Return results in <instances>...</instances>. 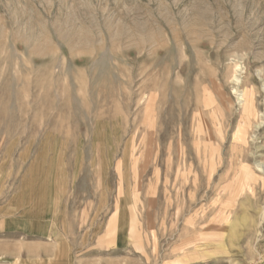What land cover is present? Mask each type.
I'll return each mask as SVG.
<instances>
[{
  "label": "rangeland",
  "instance_id": "374dc122",
  "mask_svg": "<svg viewBox=\"0 0 264 264\" xmlns=\"http://www.w3.org/2000/svg\"><path fill=\"white\" fill-rule=\"evenodd\" d=\"M0 264H264V0H0Z\"/></svg>",
  "mask_w": 264,
  "mask_h": 264
},
{
  "label": "bare ground",
  "instance_id": "6f19581e",
  "mask_svg": "<svg viewBox=\"0 0 264 264\" xmlns=\"http://www.w3.org/2000/svg\"><path fill=\"white\" fill-rule=\"evenodd\" d=\"M241 87H242V90L240 91L239 96H240V102H241V108H242L243 116L241 117L240 120L242 122L243 127L241 128V125H239L237 127L235 133L233 134V141L237 142V144L238 143L240 144V147H241L240 150H239L240 152H241L242 148H244L246 146V144H247L246 133H247V130L249 128L248 127L249 126V117L254 116V101H255L253 85L248 83V85L246 86V84L244 85V83H243L241 85ZM209 99H210L209 96H206V98H205V103L206 104H210L211 103V100H209ZM256 119H258V118H256ZM207 127H208L207 122L205 120H203L202 118H200L198 120L197 124H196L195 132L197 134H199V133L203 132L204 130H206ZM241 167L245 168L246 175L243 177L239 173L238 176H237L238 180L239 179L242 180L243 178L252 179L254 177L252 172L251 171L249 172V170H248L249 169V165L247 163L242 165Z\"/></svg>",
  "mask_w": 264,
  "mask_h": 264
}]
</instances>
